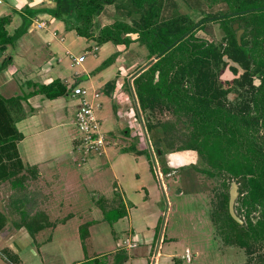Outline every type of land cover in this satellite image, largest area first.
Returning <instances> with one entry per match:
<instances>
[{"label":"crops","instance_id":"1","mask_svg":"<svg viewBox=\"0 0 264 264\" xmlns=\"http://www.w3.org/2000/svg\"><path fill=\"white\" fill-rule=\"evenodd\" d=\"M54 6L53 0L0 2V17L9 16V21L4 25L8 35H12L15 29L20 27L24 16L31 20L26 31L13 44L0 45V95L4 98L18 97L20 102L17 107L20 112H24L22 118L15 122L16 128L22 133V138L16 142L19 158L15 168L0 170V264H57L59 257L63 255L60 246L76 254V258L69 264L88 263L92 259L94 264H132L136 261L139 264H185L184 260L189 262L191 253L188 248H185L181 257L177 256L176 251H163L164 245L170 248L171 243H174V246L178 241L176 237L168 235L167 228H164L169 203L166 202V186L161 178L164 174L172 175L175 168L169 170L165 167L163 171L162 163L153 158L156 172L154 177L150 164L144 162L143 154L135 156L123 152L114 158L106 156L100 160H87L84 159L87 156L76 152L78 149L75 146V138L69 133V126L73 123L67 119V112L68 107L75 110L78 107L79 97L73 95V88L80 85L68 88V71L73 64L83 62L87 54L95 55L98 46L75 56L67 43L71 32L58 35L62 28L66 29V24L61 19L47 12L37 11L33 15L25 10L26 7L36 10ZM131 43L127 46L119 45L126 50ZM80 56H83L81 61L77 60ZM135 60V57H127L118 66L119 74L115 75L116 84L112 90L119 101L120 123L124 128L136 127L137 121L135 114L138 113V104L127 88L129 85L133 94L134 77L129 78V72ZM109 73L111 77L112 72L100 71L97 77L102 78V75L105 77ZM85 78L89 77L86 75ZM53 79L60 80L66 86V97L62 95L49 99L41 93H31L37 88V84H46ZM89 82L83 88L86 89V97L91 102L99 86H106L110 81L104 83V80L98 81L94 76ZM132 108L134 111H131ZM22 121L25 123L18 128V123L22 124ZM17 144L21 147L23 145V150H19ZM148 145L151 152L150 141ZM157 152L159 154L160 151ZM178 152L186 151L170 152L168 157ZM101 153H94V156L100 157ZM193 153L190 155L191 160L179 162L178 165L194 162ZM67 154L73 155L72 159L69 157V163ZM158 159L160 161L162 158ZM71 160L79 167L76 171L69 168ZM79 160L82 162L78 163ZM107 178L112 181L110 192L102 187ZM94 190L100 191V195L92 198V201L98 203L102 200L107 207L105 209L109 211L119 209L117 199H121L123 203V210L111 216L108 221L111 229L105 223L107 215L103 214L104 207L98 204L88 205V199L92 197L91 192ZM17 191L25 195L19 200L27 198L29 202L25 212L19 211L21 206L17 203L18 198H14ZM116 192L120 194L119 198ZM160 200L162 207H166V212L163 208L158 209ZM66 207L80 211H69L59 216V212ZM86 207L88 209L85 210ZM86 211L90 215L88 221H84ZM76 217L82 222L71 229L68 223ZM27 223L31 228H27ZM84 224L87 226L85 234L80 232ZM94 227L95 230L92 229ZM93 240L103 247L115 242L116 248L103 254V261L96 255L89 260L85 251L88 252L90 245L94 246ZM129 252L131 258H128ZM145 255H149L147 262L141 261V256Z\"/></svg>","mask_w":264,"mask_h":264},{"label":"trees","instance_id":"2","mask_svg":"<svg viewBox=\"0 0 264 264\" xmlns=\"http://www.w3.org/2000/svg\"><path fill=\"white\" fill-rule=\"evenodd\" d=\"M53 1L55 6L52 8L42 7L31 12L26 7L25 10L33 15L37 11L47 12L65 21L66 26L74 28L78 35L94 36L99 42L110 40L127 46L134 40L148 44L155 38L158 44L165 45L161 52L168 51L172 46L179 48L167 57L159 53L149 66L133 78L138 105L142 110L154 111L171 106L173 112L181 114L180 117L186 121L184 128L176 126L173 130L185 133L184 140L174 144L171 138L164 144L167 150L157 147L156 151H160L162 158L165 153L192 150L197 156L194 157L195 161L182 164L180 168L192 166L196 174H204L209 178H214L218 172H227L231 180L239 186L238 199L247 215L243 223L234 220L235 237L231 243L242 248L249 244L246 239L264 241V136L260 135V131L264 130V22L246 24L240 36V43L235 38V30L231 33L228 24H221L229 37L221 50L216 43L196 38L195 34H192L193 27H197L199 22L202 25L207 18L185 24L177 17L157 22L153 19L157 13L153 12L154 5L144 7V3L148 1L150 4L151 0H131L139 13V19H133L131 23L117 21L106 25L102 27L99 36L91 34L87 29L91 17L105 4H111L115 0ZM224 1L240 13L264 8V4L257 0V3L255 0ZM262 2L264 3V0ZM232 14L233 12H226L213 17ZM67 17L82 21L84 25H74ZM8 21V15L0 17V45L13 44L31 22L24 16L20 27L15 29L12 35H8L4 29ZM153 22L154 27L151 26ZM156 29H161L159 36L152 33ZM188 33V37H193L186 39ZM131 34L136 36L132 37ZM249 34L251 37L248 39ZM160 37L163 39L160 40ZM183 41H188V44L182 43ZM110 61L111 59L107 58L102 64L106 66ZM220 63L222 66L228 65L233 74L225 84L218 81L217 73L212 71V65L219 68ZM255 78L260 80L258 85L254 84ZM36 86L31 93H41L49 99L68 93L66 86L58 79ZM231 90L239 95L249 92V100H227L226 94ZM19 102L18 97L4 98L0 95V170H12L19 158L16 142L22 138V133L16 128L15 122L24 115L17 107ZM152 125L149 122L150 130L155 128ZM162 129L165 133V127ZM184 129H187V132ZM202 163L205 167L201 166ZM229 188L230 185L227 192L222 194V203L228 215ZM258 207L261 215L252 220L251 216ZM31 220L32 218L29 219ZM27 225L31 226L29 223ZM244 264H252V261ZM257 264H264V251Z\"/></svg>","mask_w":264,"mask_h":264},{"label":"rangeland","instance_id":"3","mask_svg":"<svg viewBox=\"0 0 264 264\" xmlns=\"http://www.w3.org/2000/svg\"><path fill=\"white\" fill-rule=\"evenodd\" d=\"M257 2L264 4L262 0H257ZM150 5H154L152 7L153 12H157L153 16V19H156L157 22L177 17V19H182L181 23L184 22L183 24H185V22L190 21L191 23H195L198 22L201 18H207L202 25H200L201 22H199L197 24V27H193V32H191L192 34H195L194 36L196 38L216 43L221 50H223V48L227 44V38H229L225 30L222 28L221 24H228V27H231V30L229 29V31L232 33L234 31L235 22H238V24H240L239 27L243 29L247 26L246 24L252 23V25H254L256 22H264V8L251 10L246 13H240L236 11V9H232L230 4L228 6L224 0H151L150 4L148 1L144 3L145 8ZM135 9L136 7L132 4L131 0H115L111 4H105L97 14H94L91 17V21L89 22V26L87 29L91 32V34L99 36L102 27L106 25H112L117 21H126L128 23H131L133 19H139V13ZM10 11L12 10L10 9ZM31 12H34V10H31ZM226 12H233V14L223 17H213L214 15H220ZM67 18H69L68 20L74 25H84L82 21H77L72 17ZM61 21L65 23V21ZM151 26H155L154 22L151 24ZM68 32H71L69 33L71 35H69L67 38L69 50L75 56L80 53H84L85 50L89 51L93 49V47L96 45L98 46V50L95 51V55L89 53L86 55V58L83 62L79 64H73L70 67V70L68 71V88L72 89L73 85H80L81 87L87 86L90 83L89 79L94 76L98 81L100 79L104 80V83L110 81L106 86H99L97 90L100 93L98 91L97 92L100 95L98 97H94L91 101L93 113L99 123V129L102 132L101 135L104 136L101 147L100 149L98 148L100 152H102V155H100V157L94 156V153L96 152L95 149L84 151L82 147L76 146L79 142L76 139L79 133L73 120L75 118V108L68 107L69 110L67 112V119H70L73 123L69 126V133L70 136L73 135V137L75 138V146L78 149L76 150V152L79 151L80 155L87 156L84 158L87 160L96 158L100 160V158H106V156L109 158H114L118 154L123 152H127L135 156L143 154L144 162L146 161L150 164L151 173H154V177H156V172L153 158H156L158 163H162L163 171L165 170V167L169 170L175 168L173 170V173H175L174 175L173 173L172 175L164 174V176L161 178L166 186V202L168 201L169 203V209L166 213L167 215L165 218L164 228H167L168 235L176 237L178 241L175 242L174 246V243H171L173 248L172 246L168 248L166 247V245H164L165 247L163 248V251H166L167 253L176 251L178 254L177 256L181 257V255L184 254L185 248H188L191 253V260L189 262L184 260L185 264H244L247 261H252V264H257L259 256L264 251L263 240L255 242L253 240L249 241L248 239H246L247 242H249V244L245 246L247 250L245 249V247L241 248L231 243L235 237V232L233 230H235L234 226L236 225V223L234 222L235 219L231 216V214L229 213L228 215V213L225 211V206L222 203V194H225L227 192V188L232 181L229 174L225 171H222L218 172L217 175L214 176V178H209L204 174H196L192 166L188 165L184 168H180V165H178L179 162H188L192 159L190 155L193 152L190 150H187L186 152H178L176 153V155L174 153L173 156L171 155V157H168V153H165L162 159H160L159 161L158 158L160 157V154H158V152L156 151L157 147H161L167 150L168 148L164 144L165 142L168 143L171 138L175 142L174 144H177L181 140H184L185 133L182 134L180 132L178 133L173 131L176 126L184 128L186 124L184 118L180 117L181 114L179 115L173 112L171 106L169 107L170 109L168 107H162L160 110L155 109L154 111H150L142 110L138 105L137 111L139 114H135V116L137 117V121L135 124L136 127L130 126V128H124L123 126H121V118L118 112V109L120 107L119 101L112 93L114 85L116 84L115 75L119 74L118 66L121 65V63L127 57H135L136 60L133 63V68L129 72V78H132L135 77L144 68L149 66L155 60V57L159 56V53H163V55L165 54L164 57H167L172 52H175L177 48L172 46L168 49V51L162 50L164 52H161L160 50L165 48V45L163 43L158 44L157 40L153 38L154 41L151 40L148 44L145 42L142 43L141 40L131 41V45L126 50H123L124 48L120 46L121 44H116L110 40L106 42H99L96 40V38H94V36H80L76 33L74 28H70L67 26L66 29L62 28L61 32L59 31L58 35L67 34ZM152 33H155L159 36L161 33V29H156ZM234 34L236 38V31H234ZM242 34L243 32L241 33V35ZM188 35L189 33L186 34V39H190L192 36L191 35L188 37ZM131 36L135 37L136 35L131 34ZM250 37L251 36L249 34L247 38L249 39ZM71 39L73 40L70 43ZM162 39L163 38L160 37V40ZM182 43L188 44V41H183ZM150 54H152V57L149 58ZM107 58L111 59V61L108 63V65L104 66L102 63ZM214 67L215 65H212V71L214 73H217L218 76L216 79H218V81L220 80L223 84H225L226 80L233 77L232 71L229 69L228 65L222 66V64L220 63L218 65L219 68ZM105 70L107 72H112V78L110 77V73L108 76L105 75V77L104 75H102V78L97 77L100 71ZM86 75L89 77L88 79L85 78ZM127 79L128 78H126V80ZM259 82L260 80L258 78L254 79L255 85H258ZM127 88L130 92V96H135V102H137L138 104L133 80V94L131 93L129 85L127 86ZM21 95L23 94L21 93ZM249 96V92L240 93L239 95L234 90H231L226 94L227 100L235 99V101L249 100ZM21 99L24 98L21 97ZM132 110L134 111L133 108L131 109V111ZM25 121H22V124L18 123L19 125H17V127L21 128ZM149 122L151 123V125L153 124L152 126L155 127L152 130H150L148 127ZM163 127H165V133L163 132ZM185 131L187 132V129ZM260 135L262 137L264 136V130L260 131ZM149 141L152 147L151 152L148 145ZM17 147L19 150H23V145L21 147L20 144H17ZM73 155L77 154L73 153ZM73 155L67 154V163H69V157H71L72 159ZM80 162L82 161L79 160L78 163ZM201 166L205 167V164L202 163ZM69 168L76 171V169H78L79 167L76 166L75 161L73 163V161L71 160ZM240 181L242 182V180ZM107 182H109V184ZM107 182L104 180L102 183V187L103 189H106V191L110 192V183H112V181L107 178ZM17 194H20V192L17 191ZM17 194H15L14 198H16V196L18 198L17 203L21 206L19 211L25 212V208L29 204V202L27 201V198L23 201L19 200L25 195L20 194L18 196ZM118 194L119 193L116 192L117 197ZM98 195H100V191H92V197L90 196L91 198L88 199V205L98 204L100 207H104L103 214L107 215V222L105 223L111 229L112 226L108 223V221H110L111 216H114L115 214L123 210V203L120 201L121 199H117L118 204H120L119 209H112L111 211H109L108 209H105L107 207L104 205L102 200L98 203L92 201V198H95ZM238 197L239 186L238 194L235 198L234 210L235 213L242 219L241 223H243L247 215L245 214V208L244 206H241L240 199H238ZM162 201H164L165 203V200L162 199ZM161 203L162 202L160 200V204L158 203L157 207L158 209L162 210L163 207ZM86 209L88 208L86 207L85 210ZM77 210L80 211V209L66 207L62 212H59V216H63L69 211ZM163 210L164 212H166V207H164ZM86 213L84 221L90 220L88 211H86ZM260 215L261 210L260 207H258L251 216L252 220H256V218L260 217ZM0 218H2V216ZM163 220L164 217L161 218V221ZM80 222L82 221L76 217L74 220H70L68 224L71 229H74V227L76 228ZM108 226L107 230L109 228ZM95 228L96 227L92 229L95 230ZM80 232L83 234L87 233L86 224L81 226ZM92 242H94V240ZM93 245L94 246H89L88 252L85 251V256L88 257L89 260L92 259L93 255H96L99 256L98 258H100L101 261H103L105 259V256H103V254L105 255L107 251L116 248L115 242L111 243L107 247L98 246L96 242H94ZM60 250L63 255L59 257L57 264H69L74 258H76V254H74L72 250L66 251L64 246H60ZM247 251H249V253ZM131 256V252H129L128 258H131ZM141 258V261L147 262L149 259V255L141 256ZM94 263L95 262H93L92 259L91 261H88V263L86 262L82 264ZM132 264H139V262H132Z\"/></svg>","mask_w":264,"mask_h":264},{"label":"built area","instance_id":"4","mask_svg":"<svg viewBox=\"0 0 264 264\" xmlns=\"http://www.w3.org/2000/svg\"><path fill=\"white\" fill-rule=\"evenodd\" d=\"M3 0H0L2 2ZM83 56L78 57L77 60H82ZM73 95L78 96V107L75 110L74 124L77 127L79 135L76 139L79 141L77 147H82L84 151L95 149V153H100V147L104 136L99 129V123L93 113L91 102L86 97L87 92L81 86L73 88ZM94 97L98 96L95 92ZM99 148V149H98Z\"/></svg>","mask_w":264,"mask_h":264},{"label":"water","instance_id":"5","mask_svg":"<svg viewBox=\"0 0 264 264\" xmlns=\"http://www.w3.org/2000/svg\"><path fill=\"white\" fill-rule=\"evenodd\" d=\"M234 30L236 31V39H237L238 43H240V36H241V33L243 32L244 29L239 27L238 22H235L234 23ZM237 188H238L237 183L235 181H231V185H230V189H229L228 209H229V213L231 214V216L235 220H237L238 222L241 223L242 219L235 213V210H234V202H235V198L238 194Z\"/></svg>","mask_w":264,"mask_h":264},{"label":"flooded vegetation","instance_id":"6","mask_svg":"<svg viewBox=\"0 0 264 264\" xmlns=\"http://www.w3.org/2000/svg\"><path fill=\"white\" fill-rule=\"evenodd\" d=\"M244 31V30H243ZM231 185V184H230ZM237 186H238V184H237ZM237 191H238V188H237ZM235 203V202H234Z\"/></svg>","mask_w":264,"mask_h":264}]
</instances>
